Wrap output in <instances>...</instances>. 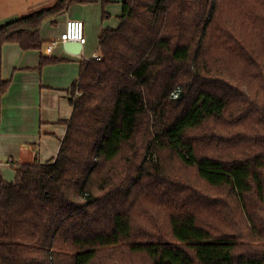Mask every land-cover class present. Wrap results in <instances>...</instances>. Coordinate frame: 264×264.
Instances as JSON below:
<instances>
[{"label": "trees", "instance_id": "obj_1", "mask_svg": "<svg viewBox=\"0 0 264 264\" xmlns=\"http://www.w3.org/2000/svg\"><path fill=\"white\" fill-rule=\"evenodd\" d=\"M83 2L0 25V107L2 46ZM98 55L56 157L0 182V264H264V0H124Z\"/></svg>", "mask_w": 264, "mask_h": 264}, {"label": "crops", "instance_id": "obj_2", "mask_svg": "<svg viewBox=\"0 0 264 264\" xmlns=\"http://www.w3.org/2000/svg\"><path fill=\"white\" fill-rule=\"evenodd\" d=\"M124 0H84L39 30L40 50H23L16 43L1 49V78L9 82L0 107V182H13L15 167L45 163L56 157L72 115L69 90L80 75L81 61L98 54L102 29H116ZM55 0H0L2 22L53 5ZM69 20L82 21L85 44L70 54L58 43ZM53 43H57L52 47ZM41 58H53L39 67Z\"/></svg>", "mask_w": 264, "mask_h": 264}, {"label": "built area", "instance_id": "obj_3", "mask_svg": "<svg viewBox=\"0 0 264 264\" xmlns=\"http://www.w3.org/2000/svg\"><path fill=\"white\" fill-rule=\"evenodd\" d=\"M85 35H84V27L82 21L79 20H69L65 24V28L59 36L58 43L63 45L66 42H77L81 45L85 44ZM57 43H53L52 47ZM94 59H99V55H95ZM79 93L76 91V96Z\"/></svg>", "mask_w": 264, "mask_h": 264}, {"label": "water", "instance_id": "obj_4", "mask_svg": "<svg viewBox=\"0 0 264 264\" xmlns=\"http://www.w3.org/2000/svg\"><path fill=\"white\" fill-rule=\"evenodd\" d=\"M82 45L77 42H66L63 44V49L70 54H78Z\"/></svg>", "mask_w": 264, "mask_h": 264}, {"label": "rangeland", "instance_id": "obj_5", "mask_svg": "<svg viewBox=\"0 0 264 264\" xmlns=\"http://www.w3.org/2000/svg\"><path fill=\"white\" fill-rule=\"evenodd\" d=\"M0 11H1V9H0ZM1 16H2V15L0 14V25H3V24H5L6 22H5V21L2 22L3 20L1 21Z\"/></svg>", "mask_w": 264, "mask_h": 264}]
</instances>
